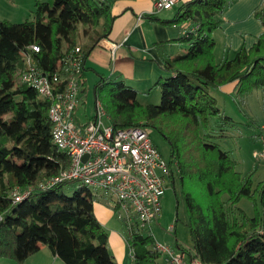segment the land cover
<instances>
[{
  "label": "trees",
  "instance_id": "trees-1",
  "mask_svg": "<svg viewBox=\"0 0 264 264\" xmlns=\"http://www.w3.org/2000/svg\"><path fill=\"white\" fill-rule=\"evenodd\" d=\"M110 1L34 0L32 19H0V258L21 264L46 248L64 264H118L108 249L107 230L93 214L91 193L81 187L67 195V182L42 188L68 158L51 140L49 100L24 83L14 85L18 72L28 70L26 56L42 73L52 74L78 47L82 88L88 54L110 34L115 18ZM232 1L188 0L170 19L147 16L162 25H184L177 38L154 44L165 74L153 85L159 99L153 101L149 93L144 103L116 81L108 92L110 123L152 128L168 145V180L174 186L177 179L182 187L191 239L190 247L176 248L202 264H264V182L253 186V172H238L216 143L228 137L235 122L212 92L233 82L237 97L247 88L264 89V30L249 49L215 59L211 35ZM254 17L264 27V3ZM81 26L92 30L78 46ZM112 81L98 76L92 87L96 101ZM15 192L28 195L15 202ZM243 198L252 204V215L238 206ZM142 231L123 226L130 264H156L161 254L151 234Z\"/></svg>",
  "mask_w": 264,
  "mask_h": 264
},
{
  "label": "built area",
  "instance_id": "built-area-1",
  "mask_svg": "<svg viewBox=\"0 0 264 264\" xmlns=\"http://www.w3.org/2000/svg\"><path fill=\"white\" fill-rule=\"evenodd\" d=\"M179 0H154V13L170 10ZM110 50L118 45L106 42ZM31 50L37 52V46ZM28 70L18 72L19 82L49 100L48 119L51 140L58 151L68 158V165L42 188L57 183L78 184L77 189H92L114 202L121 211L118 218L126 229L137 226L144 229L159 219L160 199L169 183L167 162L152 143L148 127H114L105 123V111L99 102L95 113L83 124L75 122L81 90V56L78 47L59 62V70L44 74L26 56ZM60 71L62 73H60ZM257 138L261 150L252 153L253 159L264 161V125L259 127ZM84 156H87L84 160ZM15 192V202L27 197ZM170 225L168 229L172 230ZM154 249L164 257L166 264H202L196 257L188 258L178 248L155 242Z\"/></svg>",
  "mask_w": 264,
  "mask_h": 264
},
{
  "label": "crops",
  "instance_id": "crops-1",
  "mask_svg": "<svg viewBox=\"0 0 264 264\" xmlns=\"http://www.w3.org/2000/svg\"><path fill=\"white\" fill-rule=\"evenodd\" d=\"M0 1L5 3L8 0ZM185 1L188 0H179L172 9L154 13V0H111L110 12L115 18L110 34L107 39L93 47L85 60L84 65L87 69L84 72L85 83L80 90L78 104L88 98L87 90L91 91L99 75L120 81L132 88L137 97L145 103L146 95L151 90H157L153 88V85L165 75L160 68L154 44L177 38L184 26L162 25L147 16L155 15L159 19H170L178 6ZM263 3L264 0H233L225 7L220 17L221 24L211 35L215 41L213 53L216 61L232 57L242 47L249 49L256 42L257 36L264 27L254 17V11ZM106 42L116 43L118 46L112 51L105 45ZM234 89L235 82L226 84L215 92L234 96ZM158 99L159 91L153 92V101ZM76 108L78 109L77 106ZM92 117L93 112L91 113L89 107L82 109L79 113L76 109L74 111L75 122L78 124H83ZM101 200H98L97 204H92V211L98 222L105 228L110 219V212L102 206L104 203ZM107 233L108 249L116 262L130 264L131 258L122 233L108 231ZM44 252L41 248L26 260H30L29 264H47L48 262L64 264L50 252Z\"/></svg>",
  "mask_w": 264,
  "mask_h": 264
},
{
  "label": "rangeland",
  "instance_id": "rangeland-1",
  "mask_svg": "<svg viewBox=\"0 0 264 264\" xmlns=\"http://www.w3.org/2000/svg\"><path fill=\"white\" fill-rule=\"evenodd\" d=\"M12 1V2H10ZM34 12V0H8L5 3L0 1V19L7 20L12 23H19L25 20L33 18ZM87 30L91 31L89 26H81L78 34L77 45L82 46L87 42ZM179 52H184V48ZM112 83L109 82L100 91L98 102L105 111L104 122H110V104H109V90L115 87L116 81L114 79ZM14 85H18L19 76L14 78ZM246 92H243L241 96L236 95H223L217 94L215 91L212 93L216 97L217 105L222 112L230 116L235 122L233 128L228 131V137L224 140H217L216 143L222 149L228 152L229 156L236 162V170L241 174L253 172V186L257 182H264V161L253 159L252 153L261 150V143L257 138L259 127L264 125V89L247 88ZM88 98L83 102L77 103V113L82 109H91L93 115L95 113V95L93 90L88 91ZM158 93L157 90H151L150 94ZM79 102V101H78ZM149 135L152 143L157 148L162 158L167 162L169 159V148L163 138L152 128H149ZM78 184H67L65 186V193L72 195L76 190ZM89 191L94 198L92 204L99 203L101 200L102 206L110 212V219L105 225L106 230L111 232H117L121 234L123 232V222L118 218L121 211L113 201L107 198L103 199L101 193L92 189H85ZM203 190V189H202ZM200 191V190H199ZM98 198V200H97ZM100 201V202H101ZM161 213L157 221L152 222L150 225L142 229L143 234H151L154 242L168 246L170 248H176L179 244L184 247L191 246V239L189 235L186 222L188 220V211L184 200L182 187L178 180L174 181V186L168 183L164 195L160 199ZM238 206L245 211L248 215L253 214L252 204L247 199H241L238 202ZM170 225L173 226L172 230L168 229ZM44 253H49L45 248ZM110 251V250H109ZM111 253V251H110ZM35 254V253H34ZM112 254V253H111ZM47 255V254H45ZM29 259L21 264H29ZM61 261V260H59ZM63 263V262H60ZM0 264H17L15 261L8 258H0ZM47 264H51L48 262ZM156 264H165L164 257L161 256Z\"/></svg>",
  "mask_w": 264,
  "mask_h": 264
},
{
  "label": "water",
  "instance_id": "water-1",
  "mask_svg": "<svg viewBox=\"0 0 264 264\" xmlns=\"http://www.w3.org/2000/svg\"><path fill=\"white\" fill-rule=\"evenodd\" d=\"M87 156H84L83 160L86 158Z\"/></svg>",
  "mask_w": 264,
  "mask_h": 264
}]
</instances>
